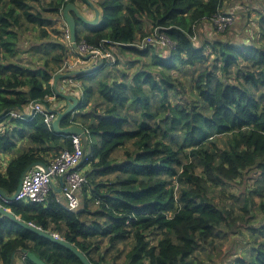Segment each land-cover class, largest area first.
<instances>
[{"label": "trees", "instance_id": "trees-1", "mask_svg": "<svg viewBox=\"0 0 264 264\" xmlns=\"http://www.w3.org/2000/svg\"><path fill=\"white\" fill-rule=\"evenodd\" d=\"M91 1L103 21L78 26L76 44L113 62L74 78L81 104L60 122L88 137L80 208L53 190L42 203L1 205L91 264H264V10L243 26L232 12L222 35L208 36L227 0ZM69 3L85 0H0V189L9 196L30 164L73 151L72 136L28 115L36 104L55 115L63 101L51 81L69 70ZM156 32L170 48L142 46ZM22 248L46 264H82L0 215V264Z\"/></svg>", "mask_w": 264, "mask_h": 264}, {"label": "built area", "instance_id": "built-area-1", "mask_svg": "<svg viewBox=\"0 0 264 264\" xmlns=\"http://www.w3.org/2000/svg\"><path fill=\"white\" fill-rule=\"evenodd\" d=\"M234 20L235 16L232 12L224 11L219 12L212 18L214 28L218 33L225 31ZM65 39L69 43L68 31H66ZM144 44H153L161 48H170L171 46L168 37L159 32L144 39L142 46ZM87 53H97L105 60V62H113V57L110 52L89 49L85 44H81L78 45L77 52H75L77 55L75 61L72 64L66 63V67L69 69L68 71H75L84 66L88 61L84 60L83 56ZM37 113L44 116V122L51 128V123L56 114L45 113L44 108L40 104L31 105L28 109V115L31 116L32 114ZM12 116L22 118L21 115L15 113H13ZM72 143V152H62L46 165V168L36 166L30 169L24 176L21 189L13 201H8L0 197V202L5 204L20 201L36 204L42 203L45 201L48 193L52 190L51 184H53L56 188H61V194L64 198L66 208L73 211L78 210L80 208L79 194L85 183V178L79 171L78 167L84 160L85 152L82 148V141L78 136H72ZM60 177H63L64 184L62 187L59 182Z\"/></svg>", "mask_w": 264, "mask_h": 264}, {"label": "water", "instance_id": "water-1", "mask_svg": "<svg viewBox=\"0 0 264 264\" xmlns=\"http://www.w3.org/2000/svg\"><path fill=\"white\" fill-rule=\"evenodd\" d=\"M85 3L88 6V8L93 12V17L91 19H89L87 15L81 12V10L73 3L67 4L62 9V12H61L63 22L68 31L70 47L74 52H77V48H78L76 44L77 27L78 26L82 28L94 27V26L100 25L103 21V15H102L101 10L91 0H85ZM83 59L86 61H90L91 59H96L98 60V63L96 64V66L92 68H85L83 70H76V71L59 72L55 74L52 79V87L55 92V95L61 98L65 102V105H64V108L59 109L56 112V116L51 123V130L53 133L57 135L78 136L82 141V148H83V151L85 152L86 147H87V141H88V137H87L85 130L77 124H71L64 128L60 126L61 120L75 113V111L80 107V104H81V99L78 98L76 95L72 93L70 94L67 92H63L60 90V82L62 80H70L76 77H80V76L83 77L85 75H89L90 73H93L96 69H99L105 63V60L97 53H87L85 56H83ZM36 166H41V167L46 168V165L41 164V163L30 164L26 168V170L22 173L20 183L16 191L14 192V194L9 196L6 194L4 190L0 189V197L8 201H13V199L17 196L18 192L21 189L22 180L24 176L30 169ZM59 182L62 187L64 184L63 177L59 178ZM51 188L53 192H55L56 194H61V188H56L53 184H51ZM0 215L9 218L10 220L15 222L20 227L32 233L48 241H51L55 244L62 246L63 248L67 249L68 251L76 255V257L82 262V264H91L88 258L82 252H80V250L76 248L73 244H70L67 241L59 238L58 235L56 234L46 232L32 224H27L25 222H22L20 218L14 216L9 209H6L1 205H0ZM16 256H22L23 258L27 259L32 264H46L41 259H39L34 253L30 252L29 250L23 249V248L16 250L11 255V264H15Z\"/></svg>", "mask_w": 264, "mask_h": 264}, {"label": "crops", "instance_id": "crops-1", "mask_svg": "<svg viewBox=\"0 0 264 264\" xmlns=\"http://www.w3.org/2000/svg\"><path fill=\"white\" fill-rule=\"evenodd\" d=\"M80 10L81 12H83L85 15L88 16L89 19H91L93 17V12L88 8V6L82 3H76L75 4ZM226 12H235L237 13V15L239 16V24L241 26H243L246 22H248L249 20V16L251 18V21L256 18L255 17V12L256 11H261L264 10V0H227V4L224 5V9L222 11ZM250 22V21H249ZM66 28V26H65ZM81 29H83L82 27H79ZM67 31V29H66ZM202 31V30H201ZM204 34L211 36L212 35V28L209 27H205L204 28ZM75 52L70 48V55L67 58V64H72L75 61ZM98 63V60L96 59H91L89 62H87L84 66L80 67L77 70H83L85 68H92L94 66H96V64ZM76 71V70H75ZM87 75H85L84 77H86ZM82 82H77L74 81V79H70V80H62L60 82V90L63 92H67V93H72L74 95H76L78 98L82 97V92H81V85ZM52 84V81H51ZM70 88V89H68ZM52 101L54 100L53 98L51 99ZM65 102H58L54 104V107L57 108V110L64 108ZM27 109V108H26ZM27 111V110H26Z\"/></svg>", "mask_w": 264, "mask_h": 264}, {"label": "rangeland", "instance_id": "rangeland-1", "mask_svg": "<svg viewBox=\"0 0 264 264\" xmlns=\"http://www.w3.org/2000/svg\"><path fill=\"white\" fill-rule=\"evenodd\" d=\"M255 17H257V14H255ZM237 22V21H236ZM206 26H204V28L205 27H212V31H214V27H213V24L212 25H208V24H205ZM204 28H203V30H204ZM223 33V32H222ZM222 33H216L215 35L216 36H221L222 35ZM214 34V33H213ZM67 81V80H66ZM239 194V190L237 191V195ZM226 195L228 196V194L226 193ZM229 197V196H228ZM236 229V228H235ZM233 238H234V240H236V241H240L241 239H242V237H241V235H240V233H237L235 236H230V241H232L233 240ZM223 243V241H220V242H218L217 244L218 245H221ZM230 244L228 243V245H227V247L229 246ZM223 251H225V255L226 256H229V255H231V252L228 250V248L227 249H223ZM122 262H123V260H121V263L119 262L118 264H122Z\"/></svg>", "mask_w": 264, "mask_h": 264}]
</instances>
